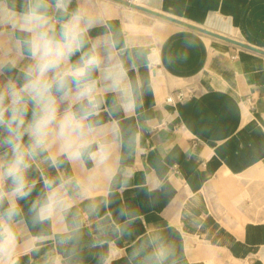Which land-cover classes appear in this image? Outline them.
I'll list each match as a JSON object with an SVG mask.
<instances>
[{"label":"crops","instance_id":"0c3cea01","mask_svg":"<svg viewBox=\"0 0 264 264\" xmlns=\"http://www.w3.org/2000/svg\"><path fill=\"white\" fill-rule=\"evenodd\" d=\"M132 1L264 51V0ZM91 2L107 4L118 58L142 85L141 106L119 118L127 184L99 216L84 217L79 242L60 243V223L25 219L0 264H264V54L113 0ZM189 88L186 101H166ZM121 208L133 214L123 234L112 227L129 219Z\"/></svg>","mask_w":264,"mask_h":264},{"label":"clouds","instance_id":"9594fccd","mask_svg":"<svg viewBox=\"0 0 264 264\" xmlns=\"http://www.w3.org/2000/svg\"><path fill=\"white\" fill-rule=\"evenodd\" d=\"M73 3L0 0V254L15 252L25 219L60 223L59 242H79L84 217L99 216L127 184L119 118L141 106L142 85L118 58L107 4ZM119 215L129 219L112 227L123 234L133 214Z\"/></svg>","mask_w":264,"mask_h":264},{"label":"water","instance_id":"95a60500","mask_svg":"<svg viewBox=\"0 0 264 264\" xmlns=\"http://www.w3.org/2000/svg\"><path fill=\"white\" fill-rule=\"evenodd\" d=\"M113 1L118 2L120 4H123V5H126V6H128L130 8L139 10V11H141L143 13H146V14H149L151 16H155V17H158V18H161V19H164V20H167V21L179 24V25H183V26L192 28L194 30L200 31V32L205 33L207 35H210V36H213V37H217V38H220V39L225 40L227 42H230L232 44L239 45V46H242V47H246V48H249V49H252V50H255V51H259V52L264 54V51H262L260 49H257V48H255L253 46L247 45V44H245V43H243L241 41L232 39L230 37H227V36L215 33L213 31H210L208 29H205L203 27H200V26L188 23L186 21L177 19V18L172 17L170 15H167L165 13H162V12L156 11L154 9L148 8L146 6L140 5L138 3H135L132 0H113Z\"/></svg>","mask_w":264,"mask_h":264},{"label":"built area","instance_id":"2783aa9c","mask_svg":"<svg viewBox=\"0 0 264 264\" xmlns=\"http://www.w3.org/2000/svg\"><path fill=\"white\" fill-rule=\"evenodd\" d=\"M235 58V56H234ZM194 89L193 88H189V89H180L178 91L173 92L172 94L167 96L166 101L168 103H177V102H184L187 99H189L191 96L194 95ZM244 103L248 106V107H254L256 104V98L254 97V95H249L248 97H246V99L244 100Z\"/></svg>","mask_w":264,"mask_h":264}]
</instances>
